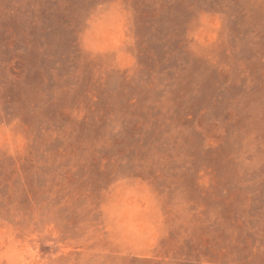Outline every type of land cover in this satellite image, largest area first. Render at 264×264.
Masks as SVG:
<instances>
[{"label": "rangeland", "instance_id": "obj_1", "mask_svg": "<svg viewBox=\"0 0 264 264\" xmlns=\"http://www.w3.org/2000/svg\"><path fill=\"white\" fill-rule=\"evenodd\" d=\"M0 264H264V0H0Z\"/></svg>", "mask_w": 264, "mask_h": 264}]
</instances>
